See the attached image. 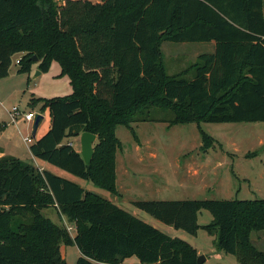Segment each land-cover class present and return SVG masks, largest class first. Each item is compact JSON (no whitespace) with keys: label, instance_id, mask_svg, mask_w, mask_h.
<instances>
[{"label":"trees","instance_id":"trees-1","mask_svg":"<svg viewBox=\"0 0 264 264\" xmlns=\"http://www.w3.org/2000/svg\"><path fill=\"white\" fill-rule=\"evenodd\" d=\"M215 42L178 73L170 74L162 44ZM22 52L19 71L42 72L53 61L72 92L33 97L49 109L51 127L32 154L74 176L119 194L117 126L138 135L133 122L152 110L172 113L169 125L198 123L203 151L216 138L202 122L264 121V0H0V79ZM37 56L35 61L32 57ZM97 135L87 164L66 141ZM165 224L195 235L216 233L218 250L241 264H264L252 233L264 230V198L136 200ZM53 206L75 227L42 212ZM207 209L212 222L201 225ZM62 244L76 245V264H199L188 241L171 236L79 183L13 155L0 157V264H67Z\"/></svg>","mask_w":264,"mask_h":264},{"label":"rangeland","instance_id":"rangeland-1","mask_svg":"<svg viewBox=\"0 0 264 264\" xmlns=\"http://www.w3.org/2000/svg\"><path fill=\"white\" fill-rule=\"evenodd\" d=\"M55 1L63 5L66 0ZM202 45L204 42L164 41L162 52L168 73H178L195 62L198 57L195 52H200L198 50ZM22 55V52H18L13 56L10 74L0 79V111L5 118L4 113L14 106L22 111L40 112L41 105L33 106L31 103L33 96L53 97L72 92L70 79L67 75H60L61 68L57 61L52 62L49 71L41 74H37L39 69H35V64L29 73L21 72L18 61ZM152 111L154 119L132 123L138 140L126 125L117 126L116 134L122 143L117 152L118 195L47 161L40 160V164L54 174L79 181L85 189L113 201L169 235L188 241L197 248L199 254L206 256L202 264H241L235 255L216 248V233L200 228L197 234L192 235L163 223L136 207L133 202L264 198V121L202 122L201 126L216 138L215 144L203 151V138L198 123L169 125L167 120L173 116L171 112L159 109ZM19 125L21 129L25 127L22 123ZM73 138L66 141L72 140L81 151V140ZM27 158L24 155V159ZM42 212L54 222L67 225L71 233L75 234V227L64 216L61 218L55 207L44 208ZM212 220L213 214L209 210H200L199 224L205 225ZM252 240L258 248L264 250V230L254 231ZM62 253L67 264H76L80 255L76 245L62 244ZM132 259V263L139 264L137 256Z\"/></svg>","mask_w":264,"mask_h":264},{"label":"crops","instance_id":"crops-1","mask_svg":"<svg viewBox=\"0 0 264 264\" xmlns=\"http://www.w3.org/2000/svg\"><path fill=\"white\" fill-rule=\"evenodd\" d=\"M214 49H215V42L214 41L204 42V45H202L201 49L198 50L200 52H198V53L195 52V55L199 56L200 54L205 53V52H213ZM35 69H38L37 63L35 64ZM1 95H2V93H1ZM33 97H35V96H33ZM39 105H41V103H39L38 106ZM11 110L4 113V116H6V118L3 117V112L0 111V157L3 155H13V156L19 157L23 160H26V161L30 160L33 162V164L40 167L41 169H46L43 165L40 164L42 161H40V159L36 158L32 154L30 146L35 140L39 139L42 135H44L49 130V128L51 127L52 121H51V115H50L49 109H46L44 112L40 111L44 115V119H43L42 123L40 124V126L38 127L36 137L32 136L33 120L28 121V120H25L22 116H19L18 120L15 122L12 120V117L10 114ZM35 112L37 113L38 111L36 110ZM21 123L25 125V127L22 129L19 125ZM23 130L26 132L23 133ZM29 136H31L33 138V140L31 142L26 140V138ZM78 138L80 139V135L74 137L73 139L76 140ZM70 141L74 145V142L72 140H70ZM24 155H26L29 158L24 159ZM75 181L80 183L77 180H75ZM218 255L220 256V254H218ZM133 257L127 258L126 261L133 262V259H132Z\"/></svg>","mask_w":264,"mask_h":264},{"label":"water","instance_id":"water-1","mask_svg":"<svg viewBox=\"0 0 264 264\" xmlns=\"http://www.w3.org/2000/svg\"><path fill=\"white\" fill-rule=\"evenodd\" d=\"M35 61L38 60L37 56L32 57ZM41 70H38L37 74H41ZM44 119V115L41 112H37L35 114V117L33 119V131L32 136L36 137L38 127L42 123ZM80 140H81V154L87 164L91 163V160L94 155V143L97 140V135L95 133L84 131L80 134ZM206 259V256L203 254H199L198 256V263L202 264L203 261Z\"/></svg>","mask_w":264,"mask_h":264},{"label":"built area","instance_id":"built-area-1","mask_svg":"<svg viewBox=\"0 0 264 264\" xmlns=\"http://www.w3.org/2000/svg\"><path fill=\"white\" fill-rule=\"evenodd\" d=\"M12 120L17 121L19 116H22L25 120L32 121L35 117L36 112L33 110L30 111H22L19 107L14 106L10 112ZM27 141L31 142L33 138L31 136L26 138Z\"/></svg>","mask_w":264,"mask_h":264}]
</instances>
